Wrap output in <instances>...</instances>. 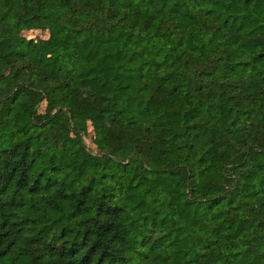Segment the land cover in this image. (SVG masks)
Returning <instances> with one entry per match:
<instances>
[{
	"label": "trees",
	"instance_id": "16d2710c",
	"mask_svg": "<svg viewBox=\"0 0 264 264\" xmlns=\"http://www.w3.org/2000/svg\"><path fill=\"white\" fill-rule=\"evenodd\" d=\"M0 264H264V0H0Z\"/></svg>",
	"mask_w": 264,
	"mask_h": 264
},
{
	"label": "rangeland",
	"instance_id": "374dc122",
	"mask_svg": "<svg viewBox=\"0 0 264 264\" xmlns=\"http://www.w3.org/2000/svg\"><path fill=\"white\" fill-rule=\"evenodd\" d=\"M23 36L27 39H34V40H48L50 38V34L48 31H30V32H24ZM46 109V105L43 104L40 107V112L44 113ZM93 127L92 124H89L88 127V133L84 136V140L87 146V149L93 153V154H97L98 150L96 145L93 142V138H94V131H93Z\"/></svg>",
	"mask_w": 264,
	"mask_h": 264
}]
</instances>
